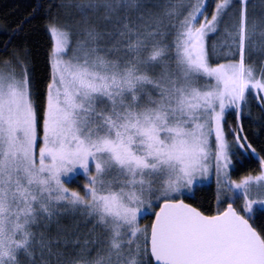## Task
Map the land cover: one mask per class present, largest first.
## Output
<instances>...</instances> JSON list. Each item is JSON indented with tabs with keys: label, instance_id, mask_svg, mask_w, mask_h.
<instances>
[{
	"label": "snow or ice",
	"instance_id": "6c2138e0",
	"mask_svg": "<svg viewBox=\"0 0 264 264\" xmlns=\"http://www.w3.org/2000/svg\"><path fill=\"white\" fill-rule=\"evenodd\" d=\"M250 2L60 0L8 25L0 264H264V14ZM39 18L43 92L37 53L14 43ZM213 179L215 210L190 202Z\"/></svg>",
	"mask_w": 264,
	"mask_h": 264
},
{
	"label": "trees",
	"instance_id": "16d2710c",
	"mask_svg": "<svg viewBox=\"0 0 264 264\" xmlns=\"http://www.w3.org/2000/svg\"><path fill=\"white\" fill-rule=\"evenodd\" d=\"M57 2L58 0H0V26L6 29L0 37V51L3 49L4 40L7 39V35L10 34L11 31V29L8 28V25H11L14 28L20 20L28 18L32 12V8L29 7V5L34 7L37 3H39L46 9L50 3L56 4ZM253 9L255 10V14L257 16L264 14V0H251L249 4L250 12H252ZM54 10L55 9H53V12ZM46 23V19L43 18L31 19L24 25V31L19 33L18 38L14 41V43L27 42L33 52L37 53L35 58V79L40 81V83L37 84V88L41 92L45 90L47 83L45 53L51 45V37L45 29ZM259 40V35L254 37V41L257 44L259 43ZM11 47L12 45H9V49H11ZM252 61L255 62L257 73H259V64L264 63V57L253 55ZM259 115V110L253 109V118L258 117ZM245 125L248 127L253 136L258 135L259 121L249 124L246 120ZM256 166L257 165L255 164L245 165L239 170L237 176L246 174L249 168H255ZM72 187H77V185L74 184ZM215 194V184L210 183L204 188L196 191L190 202L203 204L205 208L215 210Z\"/></svg>",
	"mask_w": 264,
	"mask_h": 264
},
{
	"label": "rangeland",
	"instance_id": "374dc122",
	"mask_svg": "<svg viewBox=\"0 0 264 264\" xmlns=\"http://www.w3.org/2000/svg\"><path fill=\"white\" fill-rule=\"evenodd\" d=\"M58 3H60V0H58V2L56 3V4H58ZM56 10H54V12H55ZM6 31V29L4 28V27H1L0 26V37H1V35L4 33ZM49 34V33H48ZM50 36V35H49ZM80 183V185L82 186V181H80L79 182ZM211 183H213V184H215V180L213 179L212 181H211ZM74 185V184H73ZM72 185V186H73ZM76 185V184H75ZM216 187V186H215ZM143 223H150V219L149 220H145V221H143Z\"/></svg>",
	"mask_w": 264,
	"mask_h": 264
}]
</instances>
